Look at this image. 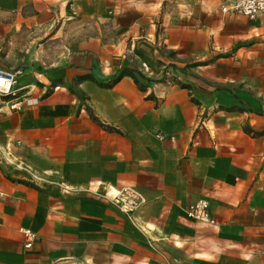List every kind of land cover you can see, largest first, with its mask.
Listing matches in <instances>:
<instances>
[{
	"label": "crops",
	"instance_id": "crops-1",
	"mask_svg": "<svg viewBox=\"0 0 264 264\" xmlns=\"http://www.w3.org/2000/svg\"><path fill=\"white\" fill-rule=\"evenodd\" d=\"M223 2L0 0V264H264V12Z\"/></svg>",
	"mask_w": 264,
	"mask_h": 264
},
{
	"label": "built area",
	"instance_id": "built-area-1",
	"mask_svg": "<svg viewBox=\"0 0 264 264\" xmlns=\"http://www.w3.org/2000/svg\"><path fill=\"white\" fill-rule=\"evenodd\" d=\"M221 9L223 12L234 11L255 18L264 12V0H224ZM147 68L148 65L144 62L141 69L144 71ZM23 73V68L0 69V109L4 107L10 110L21 109L29 101V94L21 93L17 86ZM99 197L114 204L130 218L146 201L145 195L138 188L130 185L101 192ZM187 215L198 221L216 224V219L211 216L210 203L207 198H200L192 203L187 209ZM21 230L27 236V245L31 246L36 238V233L30 228L22 227Z\"/></svg>",
	"mask_w": 264,
	"mask_h": 264
},
{
	"label": "trees",
	"instance_id": "trees-1",
	"mask_svg": "<svg viewBox=\"0 0 264 264\" xmlns=\"http://www.w3.org/2000/svg\"><path fill=\"white\" fill-rule=\"evenodd\" d=\"M123 73H124V72H123ZM123 73H122V74H123ZM134 77H135V79H136L137 81H139L138 78H137L135 75H134ZM117 79H118V78H117ZM117 79H116V80H117Z\"/></svg>",
	"mask_w": 264,
	"mask_h": 264
}]
</instances>
